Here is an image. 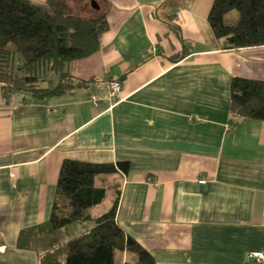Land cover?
I'll use <instances>...</instances> for the list:
<instances>
[{
  "label": "crops",
  "instance_id": "obj_1",
  "mask_svg": "<svg viewBox=\"0 0 264 264\" xmlns=\"http://www.w3.org/2000/svg\"><path fill=\"white\" fill-rule=\"evenodd\" d=\"M99 1L109 28L70 64L72 91L0 98V264H40L19 237L49 220L65 159L129 163L99 177L109 201L91 212L107 211L118 188L116 220L155 264H254L264 121L235 118L231 82L264 81V45L225 49L208 21L214 0Z\"/></svg>",
  "mask_w": 264,
  "mask_h": 264
},
{
  "label": "trees",
  "instance_id": "obj_2",
  "mask_svg": "<svg viewBox=\"0 0 264 264\" xmlns=\"http://www.w3.org/2000/svg\"><path fill=\"white\" fill-rule=\"evenodd\" d=\"M47 8L30 0H0L3 99L22 94L43 101L72 91L77 85L69 73L70 64L97 52L100 36L108 31L105 14L85 19L69 0H47ZM208 21L225 49L264 45V0H214ZM230 108L235 118L264 121V81L235 77ZM118 169L128 172L130 165L65 159L49 220L30 233H22L20 248L36 250L40 264H155L116 220L118 188L114 187V199L107 211L97 215L91 212L105 201L109 191V185L99 177ZM76 223L93 225L59 249L67 230Z\"/></svg>",
  "mask_w": 264,
  "mask_h": 264
},
{
  "label": "rangeland",
  "instance_id": "obj_3",
  "mask_svg": "<svg viewBox=\"0 0 264 264\" xmlns=\"http://www.w3.org/2000/svg\"><path fill=\"white\" fill-rule=\"evenodd\" d=\"M95 1H96L97 5L100 6L101 2L99 0H95ZM92 2H93V0H69V4L75 9V11L81 17H83L85 19H89V18H92V17L94 18V17H97V16L104 15V11H103L104 9H97L96 7H94L92 5ZM94 95H97V93L92 94V96H91V102H92V104L94 103V101H93V96ZM105 200L107 202L109 201V199H105ZM104 205L105 204H100L98 206H95V209L101 208ZM89 230H90L89 227L88 228H85V230H84L83 225L80 224V223L73 224L67 230V236L65 238V242L61 246H58V248L61 249L62 247H64V245H65L66 242H68L69 240L74 239V238H76L78 236H81L84 233H87ZM34 252H36L38 254L37 256H38V262H39V253L36 250H34Z\"/></svg>",
  "mask_w": 264,
  "mask_h": 264
},
{
  "label": "built area",
  "instance_id": "obj_4",
  "mask_svg": "<svg viewBox=\"0 0 264 264\" xmlns=\"http://www.w3.org/2000/svg\"><path fill=\"white\" fill-rule=\"evenodd\" d=\"M122 89V83L119 80H113L110 82L108 87V94L112 101H116L118 94ZM102 100L101 95L97 94L93 96V101L95 106H99ZM247 259L254 264H264V252L262 251H253L248 253Z\"/></svg>",
  "mask_w": 264,
  "mask_h": 264
},
{
  "label": "water",
  "instance_id": "obj_5",
  "mask_svg": "<svg viewBox=\"0 0 264 264\" xmlns=\"http://www.w3.org/2000/svg\"><path fill=\"white\" fill-rule=\"evenodd\" d=\"M92 5H93L94 7H96L97 9L99 8V6L97 5V3H96L95 0H93Z\"/></svg>",
  "mask_w": 264,
  "mask_h": 264
}]
</instances>
